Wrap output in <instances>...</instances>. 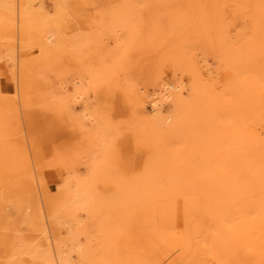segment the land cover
<instances>
[{
    "label": "rangeland",
    "instance_id": "obj_1",
    "mask_svg": "<svg viewBox=\"0 0 264 264\" xmlns=\"http://www.w3.org/2000/svg\"><path fill=\"white\" fill-rule=\"evenodd\" d=\"M26 1L0 0V264H264V0ZM191 170L235 198L198 257Z\"/></svg>",
    "mask_w": 264,
    "mask_h": 264
},
{
    "label": "bare ground",
    "instance_id": "obj_2",
    "mask_svg": "<svg viewBox=\"0 0 264 264\" xmlns=\"http://www.w3.org/2000/svg\"><path fill=\"white\" fill-rule=\"evenodd\" d=\"M25 4L27 6V11L30 12V8H32V5H33L32 0H27L25 2ZM29 14H31V13H29ZM52 48L51 47H45V48H42L43 50L41 49V51L43 53H45V52H48V51H52ZM162 53H165V51H163ZM20 55H21L20 64H19L20 65L19 66L20 67V74L25 73V75L27 74V76L29 77L30 74H28V73H30V71H29V67L31 66L30 62H28L27 55H25L23 53L20 54ZM190 65H191V67L193 69V72L195 74L197 72L196 62L195 61H191ZM156 83H157V81H156ZM75 84L77 86L76 87V90H77L76 94H79V95L81 94V97H84L85 95H87V91H89V89H88V81H86V79H83V78L80 77V78H78L75 81ZM206 86L207 85L205 84V87ZM177 87L181 88L182 85H178ZM171 88H172V85L169 82H167V81L166 82H162L161 83V87H160V90L162 91V94L160 95L159 92H153L152 93L153 107L156 110V112L152 113V117H151L152 120H149L150 122L144 128V131L148 130L147 136L149 135V137H151V138H157V135H158V138L162 137V135H163V133L165 131V129L162 130V128L165 127L166 124H168L167 121H166L167 118L165 119L161 115L160 108H161V105H162V103L164 101L170 100L172 98V96L174 95L173 92H171ZM76 96L78 97V95H76ZM71 98L74 99V96L71 97ZM0 99L4 101L5 97L0 94ZM182 101H183V99L180 98L179 99L180 103L176 102L178 108L181 107L180 104L182 105V103H181ZM67 106L70 107V105H67ZM86 114L88 115V113H86ZM164 136H165V133H164ZM206 136H207V134H205V136H203L202 139L205 138ZM154 140H156V139H154ZM207 142H209V140H207ZM159 153H161V152H159ZM225 167H228V166H225ZM224 170H225V168H224ZM209 173L210 174H208V175L200 176L201 178L203 177L202 180L200 178V181L196 182L197 179H195V177L197 178L199 175L198 174L195 175L193 170H191V174H193L191 177H193V179H195V180H192V181L194 182L195 189H198V191L197 190L192 191L190 193V197H188V199H190L194 195L196 197L195 199H196L198 205L201 206V210H200V216L198 214H191V212H188L187 214H185V217H186L187 220L183 221V223H182L183 225L180 224L182 226V228H185V232L183 233L184 236H180L179 237L178 241L181 240V242L184 241V243L190 244V245L186 246V250H187L186 253H185L186 255H195L196 257H198V255H201L200 252L198 251L200 249L199 241H198L197 238H195V235L197 233H199L198 230H201V232H202L203 228L206 227L207 224L210 223V222L213 223V224H216V225H218L220 227L224 226V224H223L224 221L222 220L223 216L230 210V208L228 206L229 203L231 201H233V199H235V198L231 197V195L227 192V191H229V189L228 188L226 189L225 187L222 186V184H220L222 182L221 179H219L220 176H225L227 173H223V172L220 173L219 172V174H218L219 176H217V177L214 176V175H217L218 171H216L215 173H212V170H211V172H209ZM211 173H212V175H211ZM248 175L251 176L250 174H248ZM211 176H212V178H211ZM251 177H254V175L252 174ZM219 181H221V182H219ZM244 181L245 182L240 180V185L242 186V188L246 189V184H245L246 183V179H245V177H244ZM200 182H201V184H203L202 187H200ZM235 183L237 185H239L238 181H236ZM222 188L224 190H226V191L223 192ZM193 193H195V194H193ZM223 194H227V195L225 196ZM244 194H242V195H244ZM89 196H91V195H89ZM229 198H230V201H229ZM241 201L244 202L245 199H241ZM240 202H239V204L242 203V202L241 203ZM188 205H190V204L188 203ZM171 212H172V210L170 209V211H169L170 215H171ZM71 225H73V224H71ZM158 225H161V228H165V226L166 227H172V226L178 227L177 224L173 225V221H168V223H166V222H164L162 220L161 221L159 220V224ZM224 228L225 227H223L222 230H224ZM234 228L235 227H233L232 229H226L225 230V232H227L226 236H229V237L230 236H232V237L236 236L237 237L238 236L237 235L238 231H236L237 228H235V229ZM72 229L73 228H71L69 230L71 234L74 233V231ZM49 231H50L49 230V226L44 223V225L42 226V232H44V235H45V243L44 244H46L49 247L48 249L50 250V247L54 246V242H52L53 238L50 237ZM229 237H226V238L228 239ZM212 241H211V243L214 244L215 241H213V242ZM218 244H221V243H218ZM62 246L66 247L65 242L63 243ZM181 246H183V245H181ZM156 251L158 253L160 250L157 249ZM207 251H209V250H207ZM219 253H221V252H219ZM59 258H60V260L62 262L64 261V259L62 257H59Z\"/></svg>",
    "mask_w": 264,
    "mask_h": 264
}]
</instances>
